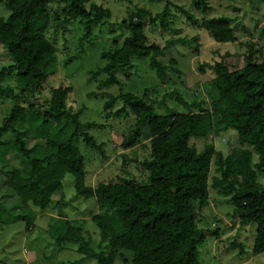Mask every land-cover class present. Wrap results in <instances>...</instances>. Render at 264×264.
<instances>
[{
    "label": "trees",
    "instance_id": "trees-1",
    "mask_svg": "<svg viewBox=\"0 0 264 264\" xmlns=\"http://www.w3.org/2000/svg\"><path fill=\"white\" fill-rule=\"evenodd\" d=\"M9 9L0 17V45L11 58L0 69V94L14 97L10 113L0 122V169L7 177L0 181V224L23 219L34 221L31 205L42 209L64 203L63 179L75 176L77 194L95 198L98 212L93 216L100 229L102 250L97 252L85 241L81 230L69 225L63 241L80 243L83 259L93 258L99 264H201L199 247L208 233L218 235L198 224V216L210 204L211 168L215 162L220 173L213 185L231 195L233 215L241 225H256L253 252H264V45L254 39H240L237 18L230 15L198 18L171 0L162 12L147 8L131 11L124 23L129 30L122 43L103 50L105 73L101 87L119 83V76L135 66V58H147L149 67L161 80L169 75L168 65L161 62L163 47L152 42L146 24L171 25V5L181 9L188 20L204 28L218 43L238 42L244 49L241 65L230 67L225 60L209 64L212 77L209 86L213 96L210 105L189 102L180 94L178 100L186 109L157 112L154 100L143 94L121 92L106 95L105 116L135 121L122 146L132 149L134 160L148 173L145 181L86 183L84 156L78 145L81 138L95 145L87 129L102 123H82L80 110L69 107L74 88L64 82L42 98L48 78L57 72V47L48 39L52 25L50 4L54 0H2ZM64 13L79 18L86 35L110 16V10L93 0H62ZM194 7L206 12L208 0H194ZM175 62L174 60H172ZM207 64H201L205 73ZM15 75L18 92L4 86L6 78ZM23 98H35L29 104ZM121 106L115 109V105ZM148 129L149 140L144 136ZM234 129L241 143L259 154L254 163L249 148L234 149L224 155L210 140L212 132ZM192 138H202L199 147ZM29 140H34L32 145ZM140 152L142 156H140ZM60 198L56 200V195ZM242 247V244H240ZM131 252L128 259L125 252ZM80 264V263H78Z\"/></svg>",
    "mask_w": 264,
    "mask_h": 264
},
{
    "label": "rangeland",
    "instance_id": "rangeland-1",
    "mask_svg": "<svg viewBox=\"0 0 264 264\" xmlns=\"http://www.w3.org/2000/svg\"><path fill=\"white\" fill-rule=\"evenodd\" d=\"M110 10L92 31L86 35L84 24L79 18L67 15L62 0H54L50 4L52 25L47 31L48 39L57 47L58 69L50 75L43 93V99L50 95L52 88L64 82L72 85L73 94L69 107L80 110L82 123L97 122L104 126H92L87 129L95 139V145L88 144L81 138L78 145L84 156L86 183L95 185L100 182L133 181L143 182L147 179L146 170L134 160L132 149L122 146L124 138L129 134L135 121L134 115L127 118L105 116L104 104L110 93L121 92L143 94L146 99H153L156 111L167 113L186 109L177 95L189 102L198 101L205 106L210 105L213 91L209 86L212 72L209 64L225 60L230 67L241 65L244 49L238 42L218 43L211 39L202 27L192 24L185 13L177 8L184 7L198 18L230 15L237 18L240 39H254L264 45V0H208L211 9L203 12L194 7V0H171V25L162 28L160 25L146 24V32L152 42L166 45L167 40H174L167 49L159 54L161 62L168 65L169 75L161 80L149 67L147 58H135V66L119 76V83L109 87H101L100 82L105 73L96 75L99 68L106 63L101 57L103 50L122 43L129 30L124 19L131 11L147 8L152 13L162 12L164 0H93ZM10 14L4 2L0 0V17ZM174 60L175 62H173ZM11 58L0 45V69L10 63ZM206 63V72L200 70ZM4 86H11L18 92L16 77L3 81ZM14 97L0 94V122L10 113ZM35 101V98H23L24 104ZM121 106L119 101L115 109ZM144 136L149 140V132L144 127ZM210 140L216 149L229 155L234 149L249 148L253 151V161H259V154L252 147L240 142L237 132L228 128L219 133L212 132ZM202 138H192L191 143L199 147ZM34 140H29L32 145ZM140 156L142 153L140 152ZM219 176L214 162L210 178V204L198 216V224L210 231H218V235L208 233L206 241L199 247L201 264H264V252H253L256 225H241L234 217V206L231 195L224 194L223 188L214 187L213 177ZM7 173L0 169V181ZM259 181L264 185V175L259 172ZM64 203L62 209L49 207L46 209L31 205L35 218L27 224L23 219L0 224V264H99L96 259L85 258L79 251L80 243L60 240L69 225L81 230L86 242L97 252L102 250L101 233L93 216L98 212L95 198H86L77 194L75 176L66 174L63 179ZM60 194L56 195V200ZM242 244V247L241 245ZM128 259L131 252H125Z\"/></svg>",
    "mask_w": 264,
    "mask_h": 264
}]
</instances>
